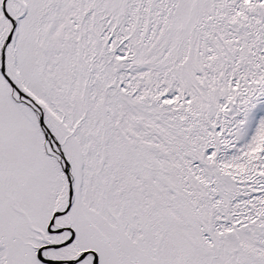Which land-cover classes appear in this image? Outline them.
I'll return each mask as SVG.
<instances>
[{"label": "snow or ice", "instance_id": "1", "mask_svg": "<svg viewBox=\"0 0 264 264\" xmlns=\"http://www.w3.org/2000/svg\"><path fill=\"white\" fill-rule=\"evenodd\" d=\"M0 264H264V0H0Z\"/></svg>", "mask_w": 264, "mask_h": 264}]
</instances>
